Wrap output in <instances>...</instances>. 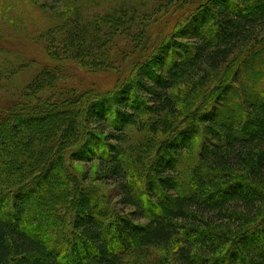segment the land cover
<instances>
[{"label":"trees","instance_id":"16d2710c","mask_svg":"<svg viewBox=\"0 0 264 264\" xmlns=\"http://www.w3.org/2000/svg\"><path fill=\"white\" fill-rule=\"evenodd\" d=\"M55 1L51 68L0 103V264H264V0L196 1L126 72L101 66L109 89L40 101L60 63L99 71L107 36L135 14ZM75 161L97 163L117 209L79 185Z\"/></svg>","mask_w":264,"mask_h":264},{"label":"rangeland","instance_id":"374dc122","mask_svg":"<svg viewBox=\"0 0 264 264\" xmlns=\"http://www.w3.org/2000/svg\"><path fill=\"white\" fill-rule=\"evenodd\" d=\"M196 1L199 0H80L70 5L68 12L75 13L80 9L84 16L110 14L119 19L121 14H117L116 9L123 11L124 7L131 9L135 14L127 22L128 31L113 30L107 36L105 50L103 48L100 53L98 52V54L107 55L105 61L97 63L98 69L102 71L93 70L95 67L92 68L90 66L92 63H88L92 59L84 60L83 62L87 63L83 67L80 66L81 64L74 65L71 62L60 63L59 66L64 68L63 72L61 71L62 78H56L51 82L49 87L51 91H45L43 94L37 93L38 100L60 97L66 101L81 90L105 91L109 89L113 86L116 76L107 70L115 66L126 72L127 68H123L124 63L127 64L136 59L139 54H144L147 51L146 48L155 42L160 44L162 41L159 31L169 27L184 13L190 14ZM65 8L62 3L55 0H0V70L8 72V67L18 68L12 76L0 73V103H3L2 100L9 102L15 99L20 91L31 82L35 74L52 65V62L45 58L41 51V44L46 41L47 30L63 22L60 16L64 14ZM137 19L141 21L140 30L148 34L147 40L146 35L136 37V29L131 27ZM205 30L206 36H210V28L207 27ZM178 40L186 42L180 38ZM64 50L66 51V45H64ZM103 65L109 68L103 70L101 68ZM253 67L259 68L260 65L254 64ZM88 124L87 130L93 127L90 123ZM73 165L75 167L72 171L79 185L87 186L96 193L105 195L107 202L117 209L118 192L114 184L95 177L99 169L97 163L75 161ZM61 182L56 175L54 188L57 189ZM156 251L160 254L163 252L161 248L154 249L155 253ZM135 259L134 254L131 260Z\"/></svg>","mask_w":264,"mask_h":264}]
</instances>
